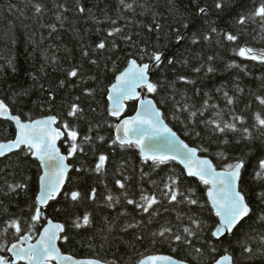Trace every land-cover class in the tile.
<instances>
[{"label": "snow or ice", "instance_id": "6c2138e0", "mask_svg": "<svg viewBox=\"0 0 264 264\" xmlns=\"http://www.w3.org/2000/svg\"><path fill=\"white\" fill-rule=\"evenodd\" d=\"M29 5L31 17L27 15ZM14 8L24 20H32L33 26L46 10L45 5L33 0H27L24 8L8 5L9 12ZM49 10L63 28L65 13L70 10L67 4L53 0ZM75 11L95 19L92 9L80 0H76ZM118 11L131 13L133 18L118 17L125 20L123 27L116 26L117 19L110 20L113 27L107 30V37L113 38L111 47L107 37L94 47H82L81 62L61 69L65 78L54 85L46 86L43 81L48 67L58 70V58L49 56L48 49L39 48L43 37L40 42L33 41L29 56L34 62L40 57L43 61L30 74L32 83L12 91L8 97L11 103L0 99V121L15 126L12 136L0 139V212L7 217L0 225V264H264V73L255 77L249 65L224 60L219 54L223 48L233 57L264 68V48L244 42L249 27L264 32V0H211L210 4L207 0H190L188 6H182L180 0H119ZM136 16L148 22L134 19ZM39 26L50 29V35L58 30L56 24ZM130 27L132 30H128ZM117 38L133 50L118 72L113 56L105 55L114 53ZM4 39L13 46L18 43L15 21L8 22ZM84 61L100 75L109 70L111 61L114 80L104 85ZM218 61H223V69ZM177 65L190 66L195 78L183 74ZM9 68L14 74L19 71L12 58L0 72L6 74ZM218 72H228L230 78L225 83H210ZM246 76L258 83L253 82L251 87L243 84ZM77 81H93L99 87L84 88L75 96L69 92L58 101L57 93L78 87ZM189 86L192 95L188 94ZM37 88L46 97L41 108L46 104L50 111L59 103L63 112L38 119L30 113L27 119L15 114L12 105L30 97ZM218 98L223 106L214 102ZM85 100L104 102V111L99 113L102 120L93 123L88 119ZM129 103L136 105L135 114L125 116ZM240 104L243 108L238 107ZM89 110L97 113L91 105ZM169 116L183 126L185 136L197 142L195 146L185 142L166 122ZM108 117L118 122L113 124ZM80 121L87 124L83 135L78 130ZM105 126L114 129V135L102 134ZM62 138L68 142L67 153L58 147ZM233 149L238 154L230 151ZM117 150L124 161L114 170V185L119 192L113 193L107 184L99 197L94 185L81 190L80 182L88 176L103 183ZM129 151L138 155V173L127 156ZM213 157L223 163L218 166ZM253 160L257 162L251 173L255 188L246 181ZM170 164L181 167L178 171L168 169L159 181L152 178L153 173L159 175L158 170ZM32 167L36 168L37 192L21 209L27 214L9 213L10 204H18L19 197L28 195ZM194 182L198 184L193 186ZM201 185L203 196L198 195ZM61 199L66 206L56 207V212L73 210L68 212L67 226L47 218L45 213L52 202ZM85 201L116 213L111 217L101 213L106 225L101 231L107 234L103 238L111 236L124 249L110 262L75 259L58 246V241H69V227L80 230L93 226L92 212L74 211ZM173 212L176 224L170 218ZM145 242L153 246L168 244L174 252H187L191 261L139 253L137 246Z\"/></svg>", "mask_w": 264, "mask_h": 264}, {"label": "trees", "instance_id": "16d2710c", "mask_svg": "<svg viewBox=\"0 0 264 264\" xmlns=\"http://www.w3.org/2000/svg\"><path fill=\"white\" fill-rule=\"evenodd\" d=\"M27 0H0V67L7 68V59L12 58L16 63L17 68L19 69L18 72L15 74L9 68L5 73L0 72V99H5L6 102L11 103L8 97L11 96L12 91L20 89L21 87L27 88L31 83L32 80L30 79V74L35 73L40 66V63L43 61V58L40 57L35 62L30 58L29 54L32 52L33 41L40 42L42 37L43 41L40 43V49H48L47 54L49 56L55 55L58 58V70L53 71L52 67H48L47 72L48 75L44 78V83L47 86L49 83L53 85L59 79H64L65 74L64 71L61 69H68L71 65L78 64L81 62V48L87 47L89 45L93 46L99 42L102 38L107 37V30L111 29L113 25L110 23L111 19H117L118 24L116 26L123 27L125 25L124 19H119L121 15L131 17V13L128 12H120L118 11L119 7V0H80V3L84 5L86 8H91L94 14L95 19L88 15H81L75 11V4L76 0H57L58 3L67 4L69 7V11L65 13L67 19L65 20L64 27L61 28L60 25L55 20V16L53 11L49 9L52 8L53 0H33L35 3H41L46 6L45 13L42 19L33 26L32 20H24L23 17L19 15L15 11V8L12 12H9L8 5H18L20 8H24L25 3ZM131 2V0H129ZM203 3L204 0H201ZM210 4L211 0H207ZM182 6H188L190 0H180ZM189 11H193L194 8H189ZM27 15L31 17L32 9L29 5L27 9ZM106 17L110 19H106ZM136 20H143L144 23H147L148 20L136 16L134 17ZM99 20L100 22L97 23L96 21ZM9 21H15L16 30L18 33V43L13 46L10 42L5 41V35L7 31V25ZM40 23L45 25L49 24H56L57 31L55 33H51L50 29L47 27H40ZM25 25H28L27 27ZM223 27V25H221ZM99 29V31H97ZM128 30H132L131 27ZM136 31H142V29H135ZM247 35L245 37L244 42L248 43L250 46L260 49L264 48V32H262L259 28L255 30L252 27H249L247 30ZM113 41L112 37H107V42L109 47H111V43ZM116 44L118 47L113 52L105 53V55L113 56V59L116 60L117 72L122 70L123 67L126 66V59L128 52L133 51L131 48L127 47L120 41L118 38L116 39ZM154 42V41H153ZM52 46L49 49V46ZM91 51V48L88 49ZM207 50V49H206ZM39 53V50H38ZM37 53V54H38ZM219 54L223 56L224 60H231L235 59L237 63L247 64L249 65V71H251L255 77H259L262 73H264V68L258 67L254 65V62L251 61H242L239 57H233L232 53L225 52L223 48L219 50ZM118 58V59H117ZM101 59V67L104 64L103 56L100 57ZM192 65H195L197 62L193 59ZM220 64V68L223 69V61H218ZM85 67L89 69L92 73L97 74L103 80V84L107 85L111 81L114 80L113 71H111V61H108L109 70L100 75V71L96 69L94 66L84 61ZM177 68L180 71L188 76L195 78L196 74L192 72L191 67H181L177 65ZM169 77L173 76V73H168ZM230 73L228 72H218L215 76L212 77V81L210 83H225L230 78ZM153 79H156V76H153ZM253 82L258 83V81H254L253 77H244L242 81L243 84L248 85L249 87L252 86ZM79 86L75 88H70L68 90H60L57 93V100L59 101L61 97L71 94V96L81 94L82 89L84 88H98L99 86L94 83L93 81H88V83L84 84L79 81L76 82ZM9 85H11V89H9ZM179 87L183 88V85H178ZM189 95H192L190 86H189ZM45 96H41L39 89L33 91L30 97L22 98L21 102L18 105H12L13 112L15 114H19L22 118L27 119V114L30 113L33 119L41 118L42 116L51 115L62 113L63 109L60 107L59 103L51 107L49 111L48 105H44L41 108V103L45 99ZM97 100H100V93L97 91ZM179 99V96H177ZM199 102V97L196 98ZM221 106H223V100L218 98L216 101ZM89 105L92 107L97 108V113H92L89 110ZM84 107L86 110V114L88 119L92 120L95 123L98 120H102L104 117L99 115V113L104 111V102L101 101L100 104H97L96 101L93 100H85ZM238 107L243 108V104L238 105ZM136 105L134 103H129L128 109L125 113V116H130L135 113ZM167 111V109H165ZM248 114L247 112L245 113ZM70 123H76L72 118H67ZM108 120L111 123H117L114 118L108 117ZM169 123L171 127L190 145L195 146L197 143L193 141L189 137L185 136L182 132V125L176 123L171 119L166 121ZM79 132L83 135L87 131V124L85 121L79 122ZM15 127L14 125L0 121V139H3L5 135L12 136L14 134ZM102 134L114 135V129H109L105 126L101 129ZM60 147L62 148L64 153H67L68 150V142L66 138H64L61 143ZM213 152L217 149L215 145H213ZM233 154H238V152L233 149L230 150ZM109 155L112 156V153L109 152ZM207 155V154H204ZM122 153L119 150L116 151L114 155V159L112 163L108 166V175L104 178L103 183L100 181L99 178L95 176H88L86 180H82L80 182L81 190L87 189L89 185H94L98 189V197L100 194L105 193L104 185L107 184L108 188L112 190L113 193H118L119 189H117L114 185V170L117 163H123L124 161L121 160ZM128 158L132 161L134 165H136L137 173L139 171V159L138 155L134 151H129L127 153ZM214 163L220 166L223 162L219 159L213 157ZM72 163V160H69ZM91 163V160H89ZM256 161L253 160L251 166L249 167L248 174H246V181L248 182L249 186L255 188V182L252 180L251 173L256 166ZM180 165L170 164L166 166H162L164 170H158L159 175L156 173L152 174V178L159 181L162 177H165L166 172L170 168H175L177 171L180 169ZM28 175L32 177V184L27 196L19 197L18 204H10L9 205V213H15L17 215H26L27 213H21V209L26 207V201L29 200L34 194L37 192V184H36V168L32 167L28 172ZM135 176V174H134ZM138 178V177H137ZM11 180L12 177L9 176ZM2 182V180H0ZM136 179L132 181L135 184ZM198 182H194L195 186ZM148 187V185H145ZM204 188L203 186H199L198 188V195L203 196ZM66 202L62 199L59 202H52L50 206L45 210L46 217L51 218L55 222H62L65 223L66 226L70 223L68 220V212L73 211L69 209L68 212L61 211L56 212V207H65ZM76 213L83 214L85 211H89L93 213L94 217V224L91 228L88 229H72L68 228L70 233V239L67 243L60 241V248L63 253L73 255L77 258H93V259H100L102 261H111L117 256H121L123 254V247H118L117 242L112 240L111 236H108V239L105 240L103 237L107 235L105 232H102L101 229L106 227L103 216H115L116 213L113 210L104 209L102 206H99L95 203H91L85 201L79 207L74 210ZM103 213V216L101 215ZM176 213H171V221L173 224H176L175 220ZM7 217L0 212V225L3 224L4 219ZM38 230L40 226H37ZM111 241V243L109 242ZM139 253L144 254H167L171 255L177 259H188L191 261V256L184 251H177L174 252L168 244H156L151 245L148 242H145L142 246L138 245ZM135 258H138V254ZM194 264V262H192Z\"/></svg>", "mask_w": 264, "mask_h": 264}, {"label": "water", "instance_id": "95a60500", "mask_svg": "<svg viewBox=\"0 0 264 264\" xmlns=\"http://www.w3.org/2000/svg\"><path fill=\"white\" fill-rule=\"evenodd\" d=\"M126 113V112H125ZM135 114V113H134ZM133 114V115H134ZM125 115V114H124ZM15 127V126H14ZM179 135V134H178ZM182 138V137H181ZM64 138H62L60 141H58L57 143H58V147L60 148V150H61V152L62 153H64L63 152V150H62V148L60 147V143H61V141L63 140ZM183 139V138H182ZM186 142V141H185ZM69 162V161H68ZM70 163V162H69ZM55 222V221H54ZM42 230V229H41ZM33 242H35V241H33ZM58 246L60 247V241H58ZM64 254H66V253H64ZM66 255H70V254H66ZM153 255H167V254H153ZM70 256H72L73 258H75V259H81V260H83V259H93V258H77V257H75V256H73V255H70ZM168 256H171V255H168ZM173 257V256H172ZM175 258V257H174Z\"/></svg>", "mask_w": 264, "mask_h": 264}]
</instances>
